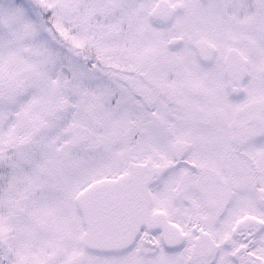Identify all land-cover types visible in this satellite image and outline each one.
Listing matches in <instances>:
<instances>
[{"label": "snow or ice", "instance_id": "snow-or-ice-1", "mask_svg": "<svg viewBox=\"0 0 264 264\" xmlns=\"http://www.w3.org/2000/svg\"><path fill=\"white\" fill-rule=\"evenodd\" d=\"M0 264H264V0H0Z\"/></svg>", "mask_w": 264, "mask_h": 264}]
</instances>
